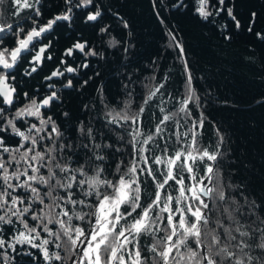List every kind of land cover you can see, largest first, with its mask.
Instances as JSON below:
<instances>
[{
	"label": "snow or ice",
	"instance_id": "obj_1",
	"mask_svg": "<svg viewBox=\"0 0 264 264\" xmlns=\"http://www.w3.org/2000/svg\"><path fill=\"white\" fill-rule=\"evenodd\" d=\"M4 3L0 0V7ZM7 3L16 19L0 21V264L37 259L43 264H264V199L225 175L234 166L223 158L227 149L219 128L214 146L205 141L203 107L209 100L193 85L177 32L169 28L166 35L184 61L180 91L168 90L170 73L157 80L153 72L147 81L126 73L123 99H110L98 88V103L83 105L88 119L73 121L69 111L54 118L49 113L62 103L55 84L74 87L66 73L77 67L67 58L84 61L101 54L90 41L77 40L57 61L60 67L44 76L48 91H25L24 77L54 59L45 34L60 22L74 23L77 9L87 10L83 23L99 34H112L103 24L105 11L123 29L131 26L99 0H59L60 11L46 23L48 0ZM152 6L157 9V0ZM170 6L187 7L184 0ZM234 9L233 0H195L199 18L212 22L223 14L240 30ZM256 16L251 12L249 33ZM255 35L264 41V33ZM112 41L123 56H131L134 45ZM77 51L80 56L73 55ZM151 63L158 67L157 60ZM130 66L131 59L124 67ZM169 101L172 108L166 107Z\"/></svg>",
	"mask_w": 264,
	"mask_h": 264
},
{
	"label": "trees",
	"instance_id": "obj_2",
	"mask_svg": "<svg viewBox=\"0 0 264 264\" xmlns=\"http://www.w3.org/2000/svg\"><path fill=\"white\" fill-rule=\"evenodd\" d=\"M99 2L104 9L123 16L129 22L130 29H123L105 11L103 24L111 26L112 34H99L98 28L83 23L87 10H75L74 23L60 22L53 32L45 34L52 41L50 54L54 59L45 61L32 77H24L21 85L24 90L40 91L43 95L49 83L43 81V76L58 65L59 59H64L63 53L67 48L77 40H87L101 55L86 57L84 61L76 59L75 62L67 58L73 67H77L76 73H66L71 76L74 87L61 86L55 90L62 103L49 113L54 118L63 111H69L73 121L77 117L88 119L84 115L83 105L94 101L98 103V88H102L103 95L110 99H123L120 95L124 91L121 85L127 81L122 80L121 76L126 73H136L144 81L151 79L153 72L157 80L165 73H170L168 90L176 93L182 89L184 61L177 58L178 50L169 46L171 38L166 35V31L171 28L177 32V39L184 46L194 77V87L201 97L209 100L203 107L205 141H212L214 146L216 129L219 128L225 141L223 148L227 149V155L223 158L234 166L233 169H225V175H232L235 183L246 185L254 198L264 199V104L258 102L264 99V41L255 35L256 32L264 33V0H233L234 11L243 25L240 30L233 28L231 20L223 14L211 18L212 22L199 18L194 10L195 0H184L187 7L179 9L170 6L175 0H163L162 3L157 0L158 7L155 10L152 0ZM57 3L59 0H48V11L42 18L44 23L60 11L55 7ZM253 11L257 16L253 32L249 33L247 26ZM156 12H159L163 23L157 18ZM15 19L11 15L10 21ZM225 24L231 31H225L222 27ZM226 34L232 37L230 41L224 39ZM112 37L134 45L130 57L123 56L121 50L112 46ZM48 42L44 41L45 44ZM73 55L81 54L74 52ZM129 59L131 66L125 68ZM153 60H157L158 67L151 63ZM82 62L88 63L90 67H78ZM96 71L100 72V76L94 75ZM89 77H92L89 83L82 86ZM63 83H67L65 79ZM136 91H140L139 83ZM166 107L172 108V102L169 101ZM61 120L62 116L57 122ZM15 264H20V261L17 260ZM35 264H43V261L37 259Z\"/></svg>",
	"mask_w": 264,
	"mask_h": 264
},
{
	"label": "rangeland",
	"instance_id": "obj_3",
	"mask_svg": "<svg viewBox=\"0 0 264 264\" xmlns=\"http://www.w3.org/2000/svg\"><path fill=\"white\" fill-rule=\"evenodd\" d=\"M4 4H6V6H5V8H4V5L2 6V7H0V21H7V22H11L10 20H11V13H10V10H9V7H7V0H5V3ZM4 9H7V11L5 10L4 11ZM39 46V45H38ZM30 59H31V57H29ZM72 59V58H71ZM59 65V64H58ZM55 66L53 69H51V71H53V70H55L57 67H60V66ZM26 66H28V65H26ZM70 66H72L73 67V65L72 64H70ZM50 71V72H51ZM50 73H47L46 75H49ZM45 75V76H46ZM69 78L71 77V76H69V75H67ZM44 77V76H43ZM66 82H67V80H65ZM56 86L58 87L59 86V84L58 83H56ZM46 91H48V90H44V92H46Z\"/></svg>",
	"mask_w": 264,
	"mask_h": 264
},
{
	"label": "flooded vegetation",
	"instance_id": "obj_4",
	"mask_svg": "<svg viewBox=\"0 0 264 264\" xmlns=\"http://www.w3.org/2000/svg\"><path fill=\"white\" fill-rule=\"evenodd\" d=\"M24 67L27 68L28 66H24ZM22 71H23V70H22ZM66 76H67V75H66ZM63 79H64V78L61 77L59 80H62V81H63ZM58 84H59L58 87H57L56 84H55V89H54V90H58V89L61 87V84H60V83H58Z\"/></svg>",
	"mask_w": 264,
	"mask_h": 264
},
{
	"label": "water",
	"instance_id": "obj_5",
	"mask_svg": "<svg viewBox=\"0 0 264 264\" xmlns=\"http://www.w3.org/2000/svg\"><path fill=\"white\" fill-rule=\"evenodd\" d=\"M67 49H68V48H67ZM67 49H66V50H67ZM76 53H78V51H77ZM78 54H80V53H78ZM53 71H54V70H53ZM50 73H51V72H50ZM49 75H50V74H49ZM43 81H45L44 78H43Z\"/></svg>",
	"mask_w": 264,
	"mask_h": 264
},
{
	"label": "bare ground",
	"instance_id": "obj_6",
	"mask_svg": "<svg viewBox=\"0 0 264 264\" xmlns=\"http://www.w3.org/2000/svg\"><path fill=\"white\" fill-rule=\"evenodd\" d=\"M46 82H48V81H46ZM46 90H48V89L46 88Z\"/></svg>",
	"mask_w": 264,
	"mask_h": 264
}]
</instances>
